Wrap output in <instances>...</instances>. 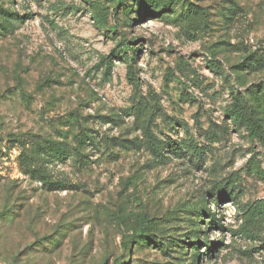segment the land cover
<instances>
[{
	"label": "rangeland",
	"instance_id": "374dc122",
	"mask_svg": "<svg viewBox=\"0 0 264 264\" xmlns=\"http://www.w3.org/2000/svg\"><path fill=\"white\" fill-rule=\"evenodd\" d=\"M118 1L0 0V264H264L234 235L264 198V0ZM32 137L80 152L69 187L23 172Z\"/></svg>",
	"mask_w": 264,
	"mask_h": 264
},
{
	"label": "trees",
	"instance_id": "16d2710c",
	"mask_svg": "<svg viewBox=\"0 0 264 264\" xmlns=\"http://www.w3.org/2000/svg\"><path fill=\"white\" fill-rule=\"evenodd\" d=\"M133 1L137 3L141 2L144 5V8L155 10V15H160V10L164 11L172 4L170 0H120L116 3V7L113 10L114 14L120 15L129 13V4ZM120 10L122 11L120 12ZM185 15L186 18L184 20H189V26L191 27V30L194 31H199L201 25H205L207 22L206 15L198 8L193 9L189 7ZM198 16L199 18H197ZM8 31L9 30L6 26L0 25V33H2V35ZM120 47L124 50L125 60L134 61V59L132 60V58L129 59L127 57L128 46L127 39L124 36L120 40ZM107 65L108 68L105 75L111 78L113 70L111 60L108 61ZM129 69V76H132V67L130 66ZM244 113H246L245 108L236 104V108L235 106H231L228 109L227 117L234 120L235 123H245L251 132V137L253 139H258L261 136L258 120L248 114V117L245 118ZM18 143L23 150L19 157L21 169L32 180L40 183L42 187L44 186L45 188L50 186V189H66V187L69 186L63 183L64 181L51 182L55 176L54 169L58 166L67 164H71L76 169H79L84 163L80 152L65 144L42 141L35 137L18 141ZM249 166L250 173L258 176L260 180L264 181V171L260 168V165L258 163H253ZM215 204L218 205L219 202H216ZM236 206L238 211V226L234 235L264 248V198L245 205L236 204ZM208 215L210 216V219L216 223V216H212L209 213Z\"/></svg>",
	"mask_w": 264,
	"mask_h": 264
}]
</instances>
